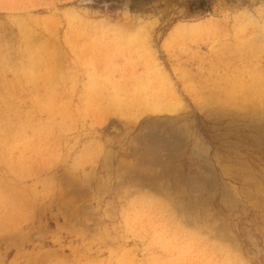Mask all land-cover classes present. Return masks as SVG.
<instances>
[{
	"label": "rangeland",
	"instance_id": "374dc122",
	"mask_svg": "<svg viewBox=\"0 0 264 264\" xmlns=\"http://www.w3.org/2000/svg\"><path fill=\"white\" fill-rule=\"evenodd\" d=\"M262 104L264 0H0V264H264Z\"/></svg>",
	"mask_w": 264,
	"mask_h": 264
},
{
	"label": "water",
	"instance_id": "95a60500",
	"mask_svg": "<svg viewBox=\"0 0 264 264\" xmlns=\"http://www.w3.org/2000/svg\"><path fill=\"white\" fill-rule=\"evenodd\" d=\"M125 0H98L99 3H122L124 2Z\"/></svg>",
	"mask_w": 264,
	"mask_h": 264
},
{
	"label": "bare ground",
	"instance_id": "6f19581e",
	"mask_svg": "<svg viewBox=\"0 0 264 264\" xmlns=\"http://www.w3.org/2000/svg\"><path fill=\"white\" fill-rule=\"evenodd\" d=\"M238 43V42H237ZM237 48V47H236ZM247 68V67H246ZM253 78V77H252ZM257 78V77H256ZM245 81V80H244ZM251 81V80H250ZM255 81H256V79H255ZM249 82V81H248ZM247 82V83H248ZM242 84H244L243 82H242ZM255 84V83H254ZM248 85V84H247ZM253 85V84H252ZM263 86V85H262ZM246 87V86H245ZM262 88V87H261ZM261 88H259V89H261ZM258 91V90H257ZM263 102V101H262ZM262 105H264V104H262Z\"/></svg>",
	"mask_w": 264,
	"mask_h": 264
}]
</instances>
